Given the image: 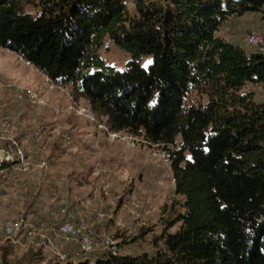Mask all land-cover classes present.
Listing matches in <instances>:
<instances>
[{"label":"trees","instance_id":"1","mask_svg":"<svg viewBox=\"0 0 264 264\" xmlns=\"http://www.w3.org/2000/svg\"><path fill=\"white\" fill-rule=\"evenodd\" d=\"M260 10L264 0H39L31 12L0 0L2 48L73 85L111 130L165 148L179 139L182 197L163 206L152 254L1 264H264V102L245 90L264 82V52L220 34ZM106 42L130 54L124 70L101 56Z\"/></svg>","mask_w":264,"mask_h":264},{"label":"rangeland","instance_id":"2","mask_svg":"<svg viewBox=\"0 0 264 264\" xmlns=\"http://www.w3.org/2000/svg\"><path fill=\"white\" fill-rule=\"evenodd\" d=\"M18 1L31 12L39 2ZM221 27V35L254 51L243 42L242 35L251 29L264 32V10L232 17ZM106 43L101 56L106 63L124 70L130 54ZM152 60L146 55L142 65L147 67ZM245 90L253 91L254 99L264 102V82L249 83ZM201 99L194 93V102ZM71 128L75 133L66 144L64 135ZM37 132L41 139H37ZM110 132L118 136L112 137ZM3 148L15 158L21 155L20 149L23 158L0 172V264L5 260H57L40 238L8 236L5 223L26 217L58 227L67 210L93 224H89L91 229L110 234L118 242L120 254H152L161 246V216H169L168 211L162 213L163 206L182 200L175 193L164 145L149 143L127 131L111 130L107 117L97 113L73 85L52 81L18 54L0 46V152ZM147 163H155L161 171L141 182L138 173L150 169ZM146 175L145 179L149 177ZM133 201L140 203L137 211ZM98 219L101 223L94 225ZM105 254L100 251L88 258Z\"/></svg>","mask_w":264,"mask_h":264},{"label":"built area","instance_id":"3","mask_svg":"<svg viewBox=\"0 0 264 264\" xmlns=\"http://www.w3.org/2000/svg\"><path fill=\"white\" fill-rule=\"evenodd\" d=\"M242 40L260 52H264V32L251 29L242 35ZM74 133L75 128H71L64 135L66 144L71 142ZM110 134L112 137L118 136L117 132H110ZM36 137L37 139L42 138L40 132H37ZM11 140L16 144V140L13 138ZM156 145L159 146L158 144ZM179 149V143L167 145L165 149L166 160L171 162L175 152L179 151ZM19 154L21 155L15 158L9 150L1 149L0 172L20 162V157L23 158V152L20 149ZM131 204L133 209H135L134 211L140 208V203L138 202L133 201ZM5 232L11 237L23 234L28 238L42 239L51 249L53 256L61 261L73 258L86 259L89 255L100 251L113 255L120 254L118 242L110 234L91 229L88 222L73 210L66 211L65 219L58 227H50L45 220L33 221L26 217H20L8 220L5 223Z\"/></svg>","mask_w":264,"mask_h":264},{"label":"crops","instance_id":"4","mask_svg":"<svg viewBox=\"0 0 264 264\" xmlns=\"http://www.w3.org/2000/svg\"><path fill=\"white\" fill-rule=\"evenodd\" d=\"M109 140L107 139L106 140V142H108ZM121 142V141H120ZM148 164V166L150 167V169H146L145 171H143V172H139L138 173V177H139V180L142 182V179H143V181L145 180H147V179H150V178H152L153 176H155V175H157V173H159L161 170H159V169H161L160 167H157L156 166V164L155 163H153V164H150V163H147ZM150 171H151V175H150ZM146 174H148L149 175V177L148 178H146L145 179V175ZM160 174V173H159ZM153 175V176H152ZM142 176V177H141ZM147 176V175H146ZM141 177V178H140ZM135 193V192H134ZM97 223V224H96ZM101 222H100V220L98 219V220H96L95 222H94V225H99ZM90 225H91V227L93 226V224H91V223H89Z\"/></svg>","mask_w":264,"mask_h":264}]
</instances>
